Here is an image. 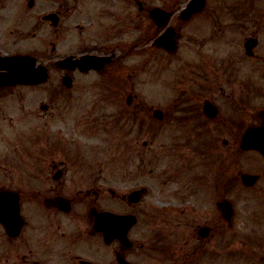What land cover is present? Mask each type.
Instances as JSON below:
<instances>
[{
	"label": "flooded vegetation",
	"instance_id": "obj_1",
	"mask_svg": "<svg viewBox=\"0 0 264 264\" xmlns=\"http://www.w3.org/2000/svg\"><path fill=\"white\" fill-rule=\"evenodd\" d=\"M9 56L33 57L24 68L44 78L0 84V101L19 95V118L31 125L22 137L56 135L57 120L78 133L127 127L125 151L138 160L131 189L110 187L102 206L106 187L84 174L93 161L68 145L50 160L19 159L24 146H15L8 160L0 139V192L19 203L10 234L0 218V264H264V0H0V73ZM153 69L161 99L149 89L136 103L133 73ZM78 84L91 106L65 117L60 96ZM104 101L112 111L93 113ZM167 131L186 137L185 167L163 168L167 201L154 207L150 152Z\"/></svg>",
	"mask_w": 264,
	"mask_h": 264
},
{
	"label": "rangeland",
	"instance_id": "obj_2",
	"mask_svg": "<svg viewBox=\"0 0 264 264\" xmlns=\"http://www.w3.org/2000/svg\"><path fill=\"white\" fill-rule=\"evenodd\" d=\"M175 62L173 64L171 63L169 65V70H174ZM153 69V71L150 73L147 71L143 72H136V75L133 73L132 80H134L135 87H133V91L137 94L138 100L136 103L140 102H147L148 95L146 92L152 91V97L160 98L159 95L162 90V78L160 76V73L156 72V70ZM150 73V75H149ZM170 80V79H169ZM68 87V85H67ZM71 94L68 92L61 94L60 96V102L58 106V112L62 113L67 117L69 113L73 114H80L82 112H86L91 105H87L85 103V100L89 98L90 94H84L83 90L81 89L80 84H78L75 88L69 90ZM122 97V102L120 104L121 112H129V108L126 103V95L128 94V90L126 89ZM168 94L166 96L168 99L166 100V103L172 104L173 97H174V91L171 87H168L167 89ZM38 93H42V89L38 90ZM158 93V94H153ZM40 96V95H39ZM67 96H72L73 99L71 102L72 105H67ZM98 96V95H97ZM18 93L16 95H13L10 97V95L3 96V98L0 101L1 104V113L0 115V139L3 142V145L1 148L3 150H8L9 152V158L8 160L12 159V155L10 153V150H14L15 146H24V152H20L19 159L22 160H31L33 156L35 155L38 160H50L52 158V155L58 156L61 158V155H63V152L66 150L69 152L66 148V145H68L70 151H72L71 155L76 156L75 159H77V155H82L81 160H84L86 162L93 161L89 166H92V169H88L84 174L86 176H91L92 179H89V181H95L97 183V186L101 184L107 191L103 192L102 194L105 196L103 199H99L98 201H101L102 206L105 205V200L109 199L106 195H109L110 187L116 189L118 192H128L132 185H133V177L130 175L132 174V171L134 169V162L138 160L135 156V154H131L125 151V149L128 147V145H131L129 137V133L127 130V127L125 129H117L114 127L115 125H109L107 131H99L96 134H93L95 132L86 131L83 129L82 132L78 133L73 131L74 128L70 127V123L68 121H60L57 120V127L56 128V135H53V133H48L46 135L40 134L36 136V138L33 137H22L21 132L23 129H28L31 127L30 124H28L25 120V118H19L22 116L20 109L15 106L16 103L19 101L20 98H18ZM147 97V98H146ZM7 101V102H5ZM38 102H42V95L37 100ZM110 102V101H109ZM156 106L160 104L159 100H153L152 101ZM107 103V104H106ZM137 110L138 112H143L141 108L143 107V104H137ZM17 108V110H16ZM5 109V110H4ZM66 109L68 111L66 112ZM69 109L71 111H69ZM93 113H100V112H111L112 106L110 103L104 101L102 108L100 106H92ZM42 112V110L40 111ZM13 114L16 116L14 119H5L3 118L4 115ZM72 114V115H73ZM95 115L92 116L94 118ZM62 118V117H61ZM36 125H41L43 123L42 120L35 119L33 121ZM62 127V131L60 132L58 129ZM171 131L162 132L161 135L157 136L156 141L152 144V151L150 152L152 155L153 161L156 163L154 164L152 174L149 178H151V196L149 201L152 205L155 206H164L167 199L164 194L160 193L161 191V184H157V182L161 181V178L163 176L160 175V172L163 170L164 167H166L169 164H173L175 166H181L182 164L185 167L184 161L186 159V156H184L185 152V146L183 145V142L185 140V136L177 135L176 133H171ZM178 133V132H177ZM128 134V136H127ZM135 134H138V132H135ZM181 134V133H179ZM147 137L146 135L141 134V138ZM71 139L70 142L65 143L64 141L66 139ZM27 140L23 142V140ZM34 139V141H32ZM78 141H75V140ZM129 139V141H128ZM22 140V143H20ZM73 140V141H72ZM55 141H60L59 143H55ZM178 141V142H177ZM128 142V143H127ZM75 144H78L77 148H80L78 150L79 152L73 153ZM63 146V147H60ZM139 148L142 149V146L139 144ZM139 149V150H140ZM22 150V149H21ZM182 150H184L182 152ZM27 151V152H26ZM142 151V150H141ZM29 156L32 158L29 159ZM4 159V158H3ZM6 160V159H5ZM192 160V159H190ZM101 161V163L99 162ZM112 162H118L119 164L112 165ZM124 162V163H123ZM158 162V163H157ZM100 163V164H99ZM106 167H102V166ZM107 165L109 167L107 168ZM182 165V166H183ZM190 165V164H189ZM113 166V167H111ZM188 166V165H186ZM8 169L12 168L10 165H7ZM102 167V173L101 169ZM25 168V167H24ZM27 168H25L26 170ZM32 171H35L34 169H31ZM29 171V170H27ZM187 169L184 171V174L186 173ZM34 173V172H33ZM158 174V175H157ZM22 176V173L20 174ZM34 177V174L31 175ZM118 176V177H117ZM27 179L30 177L25 175ZM96 177H99L96 181ZM142 180V179H141ZM90 184V183H89ZM119 188V189H118ZM92 195H95L92 193ZM110 197V196H109ZM217 198V197H216ZM196 203L200 204V208L205 207V205H210L212 200H195ZM106 206V205H105ZM185 235L184 238L188 235H192L190 231H184ZM175 238H173V243H175ZM223 262L221 259L220 261H217L216 264H219ZM199 264H202L201 262Z\"/></svg>",
	"mask_w": 264,
	"mask_h": 264
},
{
	"label": "water",
	"instance_id": "obj_3",
	"mask_svg": "<svg viewBox=\"0 0 264 264\" xmlns=\"http://www.w3.org/2000/svg\"><path fill=\"white\" fill-rule=\"evenodd\" d=\"M5 60V65L9 69L8 73H0V84L1 83H15V82H29V81H38L43 79L41 76L40 78H36L35 75H42L43 73L36 72V71H27L24 66L28 65L30 61L26 59H3ZM80 63V61H78ZM34 63V62H33ZM32 64V62L30 63ZM29 64V65H30ZM8 194H0V204L4 201ZM10 201V199H7ZM13 203H10V205ZM4 211V208L0 205V210Z\"/></svg>",
	"mask_w": 264,
	"mask_h": 264
}]
</instances>
